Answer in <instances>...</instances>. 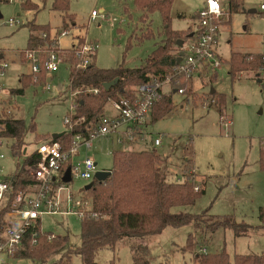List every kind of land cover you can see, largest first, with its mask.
<instances>
[{
	"label": "rangeland",
	"instance_id": "374dc122",
	"mask_svg": "<svg viewBox=\"0 0 264 264\" xmlns=\"http://www.w3.org/2000/svg\"><path fill=\"white\" fill-rule=\"evenodd\" d=\"M30 1L40 7L38 14L23 10L21 0L0 3V54L10 64L4 78L0 79L6 87V99H10V90L22 87V75L31 72L30 65L20 60V52L28 48L30 23L59 31L75 22V36L98 45L93 63L106 70L121 66L125 69L144 67L165 39L161 13L157 11L150 15L148 24L144 25L140 21L142 13L134 0H69L67 14L53 11L54 0ZM241 1L242 11L227 14L220 28L216 56L222 67H202L191 79L182 80L187 82L183 95L167 91L173 94L175 108L160 121L149 124L145 141L128 147L132 151L126 152L127 156L121 160L125 163L133 153L152 150L155 148L154 139L162 137L163 146L155 149L165 160L162 170L167 173L168 181L182 182L195 168L196 190H205V195L194 206L174 208V213L201 214L209 209L211 216H230L237 223L253 227L248 236L242 238H236L231 230H220L202 244L207 253H227L232 263L235 256L264 254V228L259 220V211L264 208V72H241L234 81L228 65L234 53L264 52V11L261 10L264 0ZM205 2L174 1L171 29L179 32L182 39L186 40L189 32L198 28L194 17ZM93 11L98 13L95 20L91 19ZM10 20L16 22L14 26L10 25ZM147 33L150 36L144 37ZM71 43V37H68L62 40L61 47L69 48ZM176 53L177 48L172 54ZM52 84L51 91L28 87L24 95H16L9 106L16 118L23 119L27 125L35 124L34 131L28 132L25 140L29 155L37 143L49 142L54 136L69 132L65 118L72 112L75 92L70 88L67 66L61 69ZM111 104L105 105L104 115L110 113ZM220 106L222 113L219 112ZM188 143L194 149L193 165H186L184 160V148ZM93 144L92 150H80L78 160L93 158L98 171L112 172L115 164L113 151L125 147L116 140L97 139ZM2 152L6 156L3 165L9 175L27 161L24 154L18 157L7 149ZM130 159L131 156L127 160ZM86 185V182L76 181L71 192L78 197L79 190H84ZM89 199L93 200L92 197ZM42 228L66 239L72 249L81 244V220L76 215H47L42 219ZM193 233V226L169 227L161 235L144 240L124 239L113 250L99 251L95 261L97 264H133L132 246L144 244L150 248L153 264H198L193 253L182 251ZM199 251L200 247L196 252ZM57 259L52 257L50 261ZM18 263L41 264L26 260ZM70 264H82L81 258L74 256Z\"/></svg>",
	"mask_w": 264,
	"mask_h": 264
},
{
	"label": "trees",
	"instance_id": "16d2710c",
	"mask_svg": "<svg viewBox=\"0 0 264 264\" xmlns=\"http://www.w3.org/2000/svg\"><path fill=\"white\" fill-rule=\"evenodd\" d=\"M174 1L134 0L135 5L142 13L140 21L144 25L148 24L150 15L159 11L165 28L163 45L153 52L144 67L125 69L121 66L117 69L106 70L97 68L93 63L85 71L76 70L72 68L73 57L66 56L67 62L71 66L70 88L73 92L78 93L75 119L84 117L85 122L81 127L58 136L57 139H52L53 141L64 143L69 148L77 133L84 132L86 137H89V133H93L97 129L98 121L104 115V108L108 102L119 101L123 97L130 98L142 84L164 81L173 73L174 69L178 67L179 54L182 50L178 46L179 41L186 43L194 33V31L189 32L184 40L179 36V32L171 29V9ZM227 1V14L233 15L242 11L243 2L241 0ZM21 8L33 11L34 14H38L40 11V7L34 5L30 0H21ZM53 11L67 14L69 0H54ZM29 29L27 49L36 50L44 49L46 46L41 37L42 33L49 35L50 32L58 31L35 23H30ZM149 36L147 33L144 37ZM144 37L138 39L141 40ZM175 48H177V53L173 55ZM20 60L25 63L23 55L20 56ZM228 65L230 67L229 74L235 81L238 73L264 71V54L234 53ZM33 79L34 75L24 74L22 76L24 82H21L22 87L10 90V96H23L28 87L42 86L45 82V76H39L35 85ZM184 79H180V83L174 81V88H186L187 82L182 81ZM115 80L118 82L110 89L104 88V84L112 83ZM87 90L97 92L89 94ZM221 107H219L220 113H222ZM173 108H175L173 94L159 93L152 109L151 123L154 124L169 115ZM0 123L5 127L2 137L8 140L9 152L14 156H22L27 147L26 136L28 132L34 131L35 124L27 125L23 119L16 118L13 110L10 115L3 112L0 115ZM188 144L184 148V160L186 165H193L194 149L193 145L191 147V144ZM126 154L123 150L114 152L115 164L111 177L102 183L95 181L94 187L87 192V199L90 197L93 199L92 213L97 216L93 217L92 214H89L85 220L81 221V244L79 247L72 249L68 246V241L61 238L49 245L48 239L53 234L44 231L42 222L39 221L24 236L17 253V259L41 264H70L74 256H79L82 264H97L95 258L99 251L113 250L124 239L144 240L151 236L161 235L169 227L180 229L193 226L194 233L189 235L186 247L182 251L193 253L196 263L264 264V254L235 256L234 263H232L227 253L212 254L202 248V244L206 243L207 239H212L211 236L217 231L231 230L236 238H242L248 236L253 229L252 226L246 223H237L230 216H211L209 209L201 214H176L173 212V209L177 207L194 206L205 195L204 189L196 190L195 168H192L191 174L185 175L182 182H172L168 181L167 173L162 170L165 160L157 149L133 153L130 155L129 161L127 159L130 156L125 159L127 162H121L124 156H127ZM32 159L36 161V155L30 157L29 161ZM24 165L16 168L13 179L9 182L12 189L0 210V232L10 226V222L5 217L11 210L16 194L32 183L31 178L24 170ZM259 220L264 228V208L259 211ZM199 240L200 242H198ZM199 247L200 251L196 252ZM132 253L133 264H153L150 260V248L147 245L132 246ZM52 257L58 259L50 261Z\"/></svg>",
	"mask_w": 264,
	"mask_h": 264
},
{
	"label": "built area",
	"instance_id": "2783aa9c",
	"mask_svg": "<svg viewBox=\"0 0 264 264\" xmlns=\"http://www.w3.org/2000/svg\"><path fill=\"white\" fill-rule=\"evenodd\" d=\"M13 1L0 0V3H12ZM227 6V0H206L205 6L198 11L195 17L198 28L186 41L187 44L184 43L181 50L184 52L182 61L173 73L164 81L142 84L130 98L123 97L119 101H110L112 103L110 113L99 119L97 129L89 133V137H86L84 132H80L74 136L69 148L64 143L51 140L38 143L30 155L27 149L24 151V156L27 158L24 170L32 183L16 194L11 210L5 217L10 222V226L0 232V264H19L17 253L24 236L47 215H76L81 221L85 220L89 214L93 217L97 216L92 213V201L86 197L87 185L84 190H79L78 197L71 192V187L76 181H83L88 185L94 183L98 172V164L93 158L78 160L80 150L82 148L92 150L94 141L102 139L107 142L116 140L119 145L125 147L122 149L124 152H131L132 150H128V147L144 142L146 139V129L151 124L152 109L159 93L168 91L183 95L184 89L174 88V81L180 83L182 78L191 79L202 67L220 69L222 66L217 60L216 47ZM261 10L264 11V6ZM97 17L98 13L93 11L91 19L95 20ZM9 23L14 26L16 22L10 20ZM76 30L77 26L71 25L69 28L50 32V36L42 33V40L46 44L44 49H27L20 52V56H24L25 63L31 67L29 74L34 75V85L38 82L39 76H45V82L37 88L42 87L45 91H51L52 83L57 80L64 66L69 68L70 74L71 66L66 56L73 57L72 68L76 70L85 71L92 66L98 45L89 43L86 38L81 40L76 37L74 34ZM68 37H71V46L63 49L61 42ZM9 67L10 64L5 61L4 55L0 54V79L4 78ZM87 92L92 94L97 91L87 90ZM7 97L6 87L0 81V115L3 112L9 115L12 113V108L9 106L14 101V97L9 96L10 99H6ZM74 97L72 112L65 118L69 132L81 127L85 122L84 117L75 119L77 92ZM4 128V125L0 123V210L12 189L9 182L14 176L7 175L6 167L2 164L6 160L2 149L10 151L8 140L2 137ZM163 144L162 137H157L153 141L156 148L162 147ZM33 155H36V161L33 159L29 161ZM69 169L71 180L65 182ZM58 239L59 237L52 235L48 239V244L51 245ZM7 260H13V262Z\"/></svg>",
	"mask_w": 264,
	"mask_h": 264
},
{
	"label": "water",
	"instance_id": "95a60500",
	"mask_svg": "<svg viewBox=\"0 0 264 264\" xmlns=\"http://www.w3.org/2000/svg\"><path fill=\"white\" fill-rule=\"evenodd\" d=\"M183 45H184V43L182 41H179L178 46L180 48H182ZM183 55H184V52H181L180 53V56H179V59H178V64L182 61ZM117 82H118V80H115L112 83H106V84H104V88L108 90V89H110ZM212 93L214 94L215 91L213 90ZM57 137L58 136L56 135V136L53 137V139H57ZM111 175H112V172H101V171H98L96 173V181L102 183V182L106 181L109 177H111ZM70 180H71V177H70V169H69L67 171V174H66V177H65V182H69ZM93 187H94V183H90L89 185L86 186L85 189L87 191H90Z\"/></svg>",
	"mask_w": 264,
	"mask_h": 264
},
{
	"label": "crops",
	"instance_id": "0c3cea01",
	"mask_svg": "<svg viewBox=\"0 0 264 264\" xmlns=\"http://www.w3.org/2000/svg\"><path fill=\"white\" fill-rule=\"evenodd\" d=\"M204 6H205V3H204V5H203V7H204ZM203 7H202V8H203ZM202 8H201V9H202ZM201 9H200V10H201ZM226 10H227V7H226ZM198 11H199V10H198ZM198 11H197V13H198ZM197 13H196V15H197ZM226 15H227V11H226L225 16H226ZM195 17H196V16H195ZM195 17H194V19H195ZM73 25L77 26V24H76L75 22H73ZM52 30H56V29H52ZM261 53L263 54L264 52H261ZM251 54H259V53H251ZM28 74H29V73H28ZM22 76H23V75H22ZM20 82H21V79H20ZM212 94H213V93H212ZM2 164H3V162H2ZM6 171H7V168H6ZM14 173H15V172H13V174L9 175V174H8V171L6 172V174L9 175V176L14 175Z\"/></svg>",
	"mask_w": 264,
	"mask_h": 264
},
{
	"label": "bare ground",
	"instance_id": "6f19581e",
	"mask_svg": "<svg viewBox=\"0 0 264 264\" xmlns=\"http://www.w3.org/2000/svg\"><path fill=\"white\" fill-rule=\"evenodd\" d=\"M224 20V19H223ZM191 37V36H190ZM156 148V147H155Z\"/></svg>",
	"mask_w": 264,
	"mask_h": 264
}]
</instances>
